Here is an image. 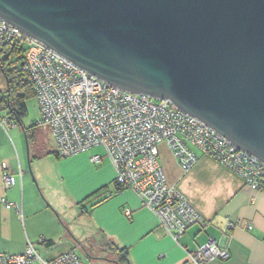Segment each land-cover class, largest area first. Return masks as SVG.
<instances>
[{"label":"water","instance_id":"95a60500","mask_svg":"<svg viewBox=\"0 0 264 264\" xmlns=\"http://www.w3.org/2000/svg\"><path fill=\"white\" fill-rule=\"evenodd\" d=\"M0 18L264 164V0H0Z\"/></svg>","mask_w":264,"mask_h":264},{"label":"crops","instance_id":"0c3cea01","mask_svg":"<svg viewBox=\"0 0 264 264\" xmlns=\"http://www.w3.org/2000/svg\"><path fill=\"white\" fill-rule=\"evenodd\" d=\"M13 128L5 133L0 127V164L14 173V184L4 190L0 168V197L14 203L18 212L0 204V253H20L30 242L44 260L72 250L84 264H117L116 248L126 251L129 264H191L187 253L213 240L229 257L209 264H264V192L197 150L192 148L198 154L196 164L183 173L168 147L157 145L166 183L200 216L175 242L130 190L115 192L114 169L103 154L98 163L89 161L90 150L61 159L49 131L51 145L25 151ZM22 130L27 140V135L34 138L32 129ZM161 151L169 157L163 166ZM74 208L79 212L67 217L66 210ZM226 219L252 227L224 232Z\"/></svg>","mask_w":264,"mask_h":264},{"label":"built area","instance_id":"2783aa9c","mask_svg":"<svg viewBox=\"0 0 264 264\" xmlns=\"http://www.w3.org/2000/svg\"><path fill=\"white\" fill-rule=\"evenodd\" d=\"M12 40L24 48L22 70L31 81L37 124L49 128L57 156L68 158L100 148L114 169L116 183L130 190L141 206L156 216L158 228L173 241L200 216L180 191L166 183L157 161L158 144L168 147L183 173L196 164V149L238 175L246 185L264 192L262 162L168 100L111 86L0 18V45ZM0 125L15 127L2 116ZM100 159L99 154L89 156L91 163ZM0 168L2 186L7 190L14 184V173L5 163ZM0 204L18 212L17 206L3 196ZM237 227L249 230L252 226L226 219L223 231ZM228 257V251L213 240L187 253L191 264H209ZM34 260L39 264H84L72 250L44 260L30 242L20 253H0V264H31Z\"/></svg>","mask_w":264,"mask_h":264},{"label":"trees","instance_id":"16d2710c","mask_svg":"<svg viewBox=\"0 0 264 264\" xmlns=\"http://www.w3.org/2000/svg\"><path fill=\"white\" fill-rule=\"evenodd\" d=\"M24 48L17 41H6L0 45V80L3 86L0 88V110L6 111L2 116L8 120H19L26 113L25 101L34 98L31 81L22 70ZM115 192L126 190L114 180ZM116 251L117 264H129L124 249Z\"/></svg>","mask_w":264,"mask_h":264},{"label":"rangeland","instance_id":"374dc122","mask_svg":"<svg viewBox=\"0 0 264 264\" xmlns=\"http://www.w3.org/2000/svg\"><path fill=\"white\" fill-rule=\"evenodd\" d=\"M2 83L3 82L0 80V88L3 86ZM35 104H36V102H35V100L33 98H28L25 101L26 113H25L24 116H22L23 118L21 117L22 119L20 121H18L16 119L11 120V122L15 123V128H13V129H16L20 133V138L22 140L23 148L25 149V151H26L27 147L36 146L37 149L40 148V149L43 150L44 146L47 147L48 145H51V142H50V140L48 138V134H47V131H49V128L47 126H45V125H38L37 124V109H36V105ZM21 126L23 128H26V129H28V128L32 129V132H33V135H34V138L32 140L29 138L28 135H27V137H28V140H27V138L25 137L24 131L22 130ZM0 127L2 128V130L5 133H7V131L11 130V129H9L10 126L7 127V126H1L0 125ZM49 133H50V131H49ZM161 149H162V147H161ZM89 152H91L90 154H95V153L100 154V155L102 154L101 149L98 148V147L92 148ZM161 153L162 154H160V156H159V161L161 162V164L163 166V165H165L164 159L166 158V153H165V155H163L164 153L162 151H161ZM72 157H74V156H72ZM68 158H71V157H68ZM168 158L169 157H167V159ZM61 159H66V158H61ZM167 159H165V160H167ZM66 211H67L66 216L68 214H71V213L74 214V213L79 212L78 210H75V208L74 209H68ZM82 223H83V221H82Z\"/></svg>","mask_w":264,"mask_h":264}]
</instances>
